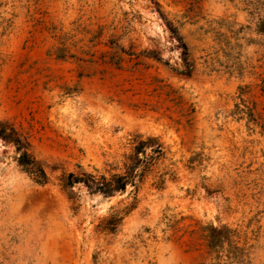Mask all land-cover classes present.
I'll use <instances>...</instances> for the list:
<instances>
[{"label":"rangeland","instance_id":"374dc122","mask_svg":"<svg viewBox=\"0 0 264 264\" xmlns=\"http://www.w3.org/2000/svg\"><path fill=\"white\" fill-rule=\"evenodd\" d=\"M0 264H264V0H0Z\"/></svg>","mask_w":264,"mask_h":264},{"label":"trees","instance_id":"16d2710c","mask_svg":"<svg viewBox=\"0 0 264 264\" xmlns=\"http://www.w3.org/2000/svg\"><path fill=\"white\" fill-rule=\"evenodd\" d=\"M19 164L24 166V167H35L37 165V162L35 159H33L27 152H24L23 154L20 155L19 157ZM41 172L43 175L46 177V174L43 169H41ZM73 177V175H72ZM85 183L87 182L85 180H80L78 178H75V183ZM126 184H123L118 190H123L126 187ZM208 247L211 249H217L223 247L227 243H231V230L230 228L223 226L221 228H217L214 226H211L208 228Z\"/></svg>","mask_w":264,"mask_h":264}]
</instances>
